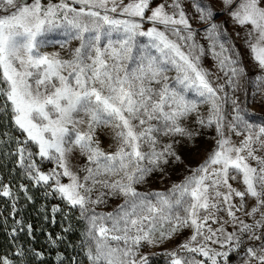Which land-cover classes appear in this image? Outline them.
<instances>
[{
	"label": "snow or ice",
	"instance_id": "snow-or-ice-1",
	"mask_svg": "<svg viewBox=\"0 0 264 264\" xmlns=\"http://www.w3.org/2000/svg\"><path fill=\"white\" fill-rule=\"evenodd\" d=\"M76 2L86 5L87 10L83 6L77 10L63 0L47 6L41 0L31 4L0 0V11L5 13L0 16V96L6 97L5 107L11 103L14 123L26 134L24 146L17 150L19 166L36 185L52 189L46 195L54 193L69 206L78 207L80 218L87 222L82 243L89 264H149L148 255H139L141 247H157L185 227L194 231L178 246L179 250L202 256L208 264H219L218 258L229 264L230 253L241 247L245 236L248 241L260 243L246 248L244 264H264V155H257L264 152V126L253 130L233 99L236 115L228 124L229 131L236 130L240 135L238 128L243 126L247 135L238 145L225 137L221 97L200 66L195 43L184 51L167 34L171 32L182 41L193 39L179 0H173L172 14L166 11L167 4L150 8V0H132L121 9L122 15L140 18L146 10L151 11L147 19L164 25L165 31L156 27L142 31L134 19H116L92 10L116 12V0ZM109 3L113 4L111 9L107 7ZM222 3L235 23L250 26L248 48L264 69V0ZM197 11L201 20L212 18L210 10ZM177 26H183L187 35H181ZM218 27L213 23L208 29L214 43ZM57 28H64L70 39L80 42L69 60L39 51L46 43L43 38ZM113 33L118 34L115 41L111 39ZM140 36L148 37L149 43L138 48ZM102 37L109 38L103 46ZM220 48L226 51L222 43ZM152 49L157 54H152ZM219 63L228 82L237 87L244 68L227 56ZM169 72L176 75L169 77ZM186 93H194L201 103L210 105L207 121L198 116L196 122L202 127L215 123L220 137L217 147L204 163L167 192H140L135 185L148 174L163 171V166L170 163H183L178 145L187 141L191 148L196 147L199 133L181 123L197 107ZM85 123L87 129L81 131L78 126ZM101 126H111L115 131L118 143L114 153H105L95 139ZM157 134L183 140L173 139L159 148ZM29 141L38 146L41 159L56 160L69 183H61V173L55 169L49 173L39 169L27 148ZM145 146L147 151L143 150ZM74 147L94 165L84 169L82 180L68 166V154ZM250 160L256 161V166ZM230 180L242 184V190ZM21 189L27 195L23 185ZM0 195L10 197L12 193L8 186H2ZM106 196H122L123 203L111 212L99 213L96 206L105 204ZM234 197L239 198V203L233 202ZM248 198L255 203L245 211ZM51 211L55 214L61 209L53 206ZM221 211H226L229 219L214 230L207 222H219L217 213ZM237 212H244L252 222L246 223ZM228 223L233 232H226L224 224ZM17 224L23 230L22 222ZM27 230L31 233L32 225H27ZM49 239L55 244L63 238ZM207 241L219 243L224 250L210 248ZM34 254L42 259L41 253ZM165 254L171 257L170 264H205L195 256H180L177 250ZM56 261L64 264V257L57 255ZM0 264L12 261L0 257Z\"/></svg>",
	"mask_w": 264,
	"mask_h": 264
},
{
	"label": "rangeland",
	"instance_id": "rangeland-1",
	"mask_svg": "<svg viewBox=\"0 0 264 264\" xmlns=\"http://www.w3.org/2000/svg\"><path fill=\"white\" fill-rule=\"evenodd\" d=\"M25 3L31 4L33 0H24ZM63 2L69 4L71 7L79 10L82 6L86 8V5H81L76 2V0H63ZM132 2V0H116V12L107 11L105 12L102 8H93L94 11H100L101 15L107 14L110 17L116 19H134L141 24V30L147 31L149 28L156 27L160 31H165V26L162 24H154L147 19L151 15V11H145L144 17H127L121 14V9ZM238 2V0H237ZM44 6L48 4H59L61 0H41ZM173 0H150V8H155L159 4H167L168 7L166 11L172 14ZM181 9L185 13V17L189 21V25L193 34V39L189 41H182L171 32H168L169 38L175 40L177 43L182 45V50L187 51L188 45L195 43V52L199 55L200 66L209 74L208 79L210 80L212 86L217 88V94L221 97L222 114L224 116V133L225 137L230 139L233 143L239 144L241 140L247 135L243 126H240L238 130L240 135L236 134V130L229 131L228 124L233 120L236 113L233 111L232 100L235 99L240 105V115L249 123L253 125V130L258 129L260 126H264V69H261L257 62L254 61L250 50L248 48V36L247 32L250 29L249 25L241 26L232 19L229 12L225 10L222 0H179ZM264 6V4H262ZM109 9L113 7L112 3L107 5ZM197 8L207 9L212 12V18L208 20H201V13L197 11ZM179 11V10H177ZM3 11H0V16L4 15ZM71 15V13L69 14ZM63 16V13H60ZM217 24L218 26V36L216 37V43L213 42V38L209 36L208 29L212 24ZM181 30V35H187V31L183 26H177ZM118 34L113 33L111 39L115 41ZM46 43L41 45L39 51L41 54H48L50 56H58L62 60H69L72 58V52L75 48L79 47L80 42L76 39H70L64 28H57L54 31L48 33L43 38ZM108 37H102V45L108 42ZM148 37L140 36L137 37V47L140 45H147ZM149 40V39H148ZM68 41L67 43H64ZM224 44L226 51L221 50L220 44ZM63 45V46H62ZM203 50L202 52L200 50ZM152 54H157L155 49H152ZM234 58L239 62V66L244 68V75L239 78L237 87L233 86L228 82V76L225 75V71L221 70L219 61L224 57ZM169 77L176 75L175 72H169ZM259 77V81H258ZM222 88V90H220ZM186 98L194 101L197 105L196 110L184 118L181 123L183 126L190 128L194 132L199 133L195 140L196 147L191 148L187 141L181 143L177 146L179 154L183 158V163L181 164H169L163 166V171L156 170L148 174L144 181L140 184L135 185L140 192H167L173 184L180 183L186 176L190 175L192 170L204 163L208 156L217 147V140L220 137L216 132V125L213 123L209 126H201L196 122L197 117L203 118L207 121L209 114L210 105L207 103H201V98L194 93H186ZM6 99V97H5ZM10 105L11 103L7 102ZM12 112V111H11ZM13 115V114H12ZM150 123L156 124V121ZM15 124V123H14ZM16 131L14 137L17 139L18 148L24 146L23 142L26 138V134L15 125ZM81 131L87 129V125L82 124L78 126ZM95 139L99 142L100 148L105 153H114L117 148V140L115 139V131L111 126L98 128L96 130ZM157 139L159 140V148L163 145L171 143L173 139L183 140L182 137H170L157 134ZM27 148L33 153L32 159L35 161L39 169L44 173H49L53 169L57 173H61L60 179L61 183L67 184L70 182L69 178L62 175L63 169L59 168L56 160L41 159L38 155V146L32 142H28ZM147 151L148 148L145 146L143 149ZM257 155H264V152H257ZM253 166H256V161H249ZM68 166L70 170L77 174L81 180L86 172L84 169L87 167H93L88 159L87 155L82 154L78 148H73L72 152L68 154ZM0 190L2 186H6L5 180L1 179ZM234 187L242 190V184L236 181H229ZM52 182H50L51 184ZM42 185V184H41ZM47 192L51 193L52 189L48 186H44ZM41 190L43 188L41 187ZM103 191L107 192V189ZM54 195L57 199L61 200L59 196ZM96 193L93 194V199H95ZM106 203L96 206V211L99 213L111 212L116 208L118 204L123 203L122 196L116 197H105ZM64 202L63 200H61ZM1 202V201H0ZM234 203H239V198L234 197ZM66 203V202H64ZM255 203L251 198L247 199V207L245 211L249 210L250 207ZM78 208V207H77ZM78 215L80 216V210L78 208ZM236 215L241 219H244L246 223H251L252 218L244 215V212H237ZM218 221L213 223L211 220L207 222L208 226L212 229H218L221 224L228 220L227 212L221 211L217 213ZM87 222L85 221V224ZM87 225V224H86ZM170 227V225H166ZM226 232H233L234 228L232 224H224ZM193 229L191 227L181 228L177 234L173 236L171 240L157 247H149L144 245L141 247L139 255H148L149 264H170L171 257L167 256L165 253L172 250H177V254L180 256H195L197 260H205V264H208L206 259L195 253H188L183 250H179L178 246L183 244L185 241L190 239L193 234ZM207 233V228L204 229ZM199 240V238H198ZM210 248L216 250L221 249L219 243H212L207 241ZM260 241H248L247 236L244 237V243L239 249L231 252L229 255V264H244L246 259V248L250 245H258ZM227 247V245L225 246ZM139 255L137 259H139ZM219 264H223V260L218 258Z\"/></svg>",
	"mask_w": 264,
	"mask_h": 264
},
{
	"label": "trees",
	"instance_id": "trees-1",
	"mask_svg": "<svg viewBox=\"0 0 264 264\" xmlns=\"http://www.w3.org/2000/svg\"><path fill=\"white\" fill-rule=\"evenodd\" d=\"M5 103V97L0 96V180L7 181L5 185L12 195H0V257L10 259L12 264H57L56 257L61 255L64 264H89L82 243L87 223L78 215V208L52 194L46 195L47 189L36 185L19 166L18 142L14 137L16 127L10 105L7 103L5 107ZM53 206L61 211L53 214ZM17 221L22 222L23 230ZM27 225H32L31 233ZM49 237L63 239L53 244ZM19 251H23V256ZM36 252L41 253L42 259L34 254Z\"/></svg>",
	"mask_w": 264,
	"mask_h": 264
}]
</instances>
